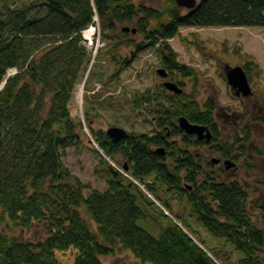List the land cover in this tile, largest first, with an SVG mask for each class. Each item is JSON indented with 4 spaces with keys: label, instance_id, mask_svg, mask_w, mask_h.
<instances>
[{
    "label": "trees",
    "instance_id": "trees-1",
    "mask_svg": "<svg viewBox=\"0 0 264 264\" xmlns=\"http://www.w3.org/2000/svg\"><path fill=\"white\" fill-rule=\"evenodd\" d=\"M17 5L16 0H0V224L5 223L0 227V264H63L57 251H75L73 264H103V257L119 249L130 251L141 264H231V255L207 248L187 219L175 212L173 201L185 205L211 236L241 255L233 264H264V229L252 219L251 207L257 206L247 189L224 180L196 153L204 147L233 152L242 142L219 140L214 101L201 106L195 92L174 94L165 88L157 98L151 92L138 94L133 101L140 107L155 105L156 133L130 132L117 143L106 132L94 131L97 116L92 112L101 108L94 101L91 111H85V122L98 147L90 151L103 167L108 189L86 196L88 186L63 163L67 149L80 154L88 141L84 123L75 121L70 111L76 87L88 71L87 82L94 75L84 31L98 25L100 41L117 67L115 76L154 49L163 69L181 87L179 78L198 76L177 61L169 40L187 27L264 28V0H199L185 13L173 0L163 9L133 0ZM127 50L129 58L123 56ZM244 69L250 76L259 67L250 61ZM181 117L208 127L214 140L208 143L186 134L179 127ZM249 137L248 132L244 144ZM116 157L128 172L107 160ZM151 196L175 217L158 214L168 222L158 237L141 226L156 207ZM23 232H39L40 239L27 241Z\"/></svg>",
    "mask_w": 264,
    "mask_h": 264
},
{
    "label": "rangeland",
    "instance_id": "rangeland-1",
    "mask_svg": "<svg viewBox=\"0 0 264 264\" xmlns=\"http://www.w3.org/2000/svg\"><path fill=\"white\" fill-rule=\"evenodd\" d=\"M16 1L19 7L36 0ZM133 1L136 4L144 3L147 6L163 9L169 0ZM197 1L199 2V0ZM186 11L183 9L184 13ZM87 30H92L90 41L84 36ZM87 30L83 33V36L86 40L85 46L88 52L93 55L95 65L91 68L94 75L87 82L88 71L82 84L76 87L70 102L73 119L75 121L81 120L84 123L88 139L86 142L87 147L80 154L75 149H67L63 156V163L70 174L82 184L88 186L84 191L86 196L94 191L105 192L108 189V178L103 171V167L99 165L98 157L90 151L92 146L98 147L86 125L85 111L89 109L91 111L92 105L95 104L94 101H97L96 104L101 106L100 109L92 112V114L96 113L95 117L97 116L93 125L96 132H106L109 128L119 127L127 133L136 132L154 135L157 130V120L154 113L155 105L147 103L146 107L143 108L140 107L139 103H134L133 98L145 92H151L157 98L156 95L163 92V83L165 82V79L157 74V70L162 69L163 66L157 51L154 49L141 53L128 68L115 76L117 67L111 60V56L107 51L108 47L100 41L98 25L95 24ZM89 42L92 43V47H90ZM169 44L177 55V61L196 71L197 80L191 78H179L178 80L183 82L184 85L180 88L186 93L192 94L195 92L197 102L201 106L209 100H215L218 108L216 112L221 119L223 111L229 109L230 111H247L249 114L257 115V112H254L250 105L233 97L223 76V70L225 65L244 67L250 61L257 63L259 69L251 73L249 79L259 99L264 98V28L187 27L180 29L179 34L169 40ZM128 52L129 50L125 51L123 56L129 58ZM168 81L177 83L172 79ZM263 116L264 110L260 117ZM225 127L228 129L231 126ZM253 128L256 146L252 151L255 153L254 155H257L258 150L262 151L261 156H259L260 159H251L243 165L244 167H240L237 171L231 169L222 176L224 180L237 181L247 189L251 203L257 206L251 207L252 219L258 227L264 229V215L261 209V207H264V129L260 126H254ZM100 153L103 154L102 151ZM196 153L205 165L210 163L212 159L219 157L217 153L211 151L210 147L200 148ZM107 160L117 170L125 172L122 169L123 164L120 157H116L115 160L109 158ZM219 169L216 167L212 171L218 174ZM149 198L156 204V207L152 208V213L149 214L145 224L141 226L150 233L152 232L153 236L158 237L161 225L165 227L168 224L165 218L158 219V214L163 211L164 214L169 215L167 216L171 220H175V217L153 196ZM172 205L175 212L182 214L187 219L185 220L191 226L193 232L197 233V236L206 243L208 249L231 255V264L241 258V255L234 251L231 245L211 236L195 218H191V214L184 209L185 205L176 201H173ZM143 210L147 213V206L143 207ZM0 227L5 228V223L0 224ZM16 235H19V233H16ZM23 236L27 241H38L40 239L39 232H23ZM194 239H197L196 236ZM201 247L203 248V246ZM56 258L63 264H73L76 252L57 251ZM102 262L103 264H141L130 251L124 249L117 250L113 256L103 257ZM219 263L223 264V262Z\"/></svg>",
    "mask_w": 264,
    "mask_h": 264
},
{
    "label": "flooded vegetation",
    "instance_id": "flooded-vegetation-1",
    "mask_svg": "<svg viewBox=\"0 0 264 264\" xmlns=\"http://www.w3.org/2000/svg\"><path fill=\"white\" fill-rule=\"evenodd\" d=\"M230 66V65H229ZM225 68V67H224ZM245 71L244 67H242ZM246 73V71H245ZM249 84L250 79L249 75L246 73ZM223 76L225 78L224 70H223ZM171 79L168 75V77L165 79V81H168ZM226 79V78H225ZM227 81V80H226ZM229 87V85H228ZM251 90H252V96L250 98H243V97H236L233 92L230 93L233 95L234 98L237 100H240V102H243L245 104H248L252 107V110L254 112H257V115L249 114L247 111H235V110H224L222 114V119L219 116V114L216 112V102L215 100H212L215 102V111L213 112L214 120L217 125V132L219 134V140L227 142H235V141H242L239 142L238 145L235 146L233 152H230L226 148H220V152H217L216 149L211 148V151H214L219 156L217 159H212L211 164L214 168L218 167L220 168V174L219 176L222 177V175L233 169L234 171H237L240 167H244L243 165L246 164L247 161L253 160H259L261 156L262 151L258 150L256 152L257 155H254L253 148L256 146L255 137H254V126H260L264 129V122H255L254 119L257 120H264V116L260 117L262 115V112L264 110V98L262 97L259 99L257 96L255 90L253 89L252 85L250 84ZM230 89V87H229ZM259 114V115H258ZM225 126H231L227 129ZM209 129V128H208ZM228 130V131H227ZM210 133L212 134V140L208 143H211L214 140V135L209 129ZM248 132L250 133L251 137H249L248 143L244 144L243 141L247 140ZM214 160L216 163H214ZM231 162L234 166L230 169H227L226 162ZM263 213V212H262Z\"/></svg>",
    "mask_w": 264,
    "mask_h": 264
},
{
    "label": "water",
    "instance_id": "water-1",
    "mask_svg": "<svg viewBox=\"0 0 264 264\" xmlns=\"http://www.w3.org/2000/svg\"><path fill=\"white\" fill-rule=\"evenodd\" d=\"M179 8L185 9L187 11L193 10L197 4V0H173ZM125 32H131L132 34L136 33V29L130 30L129 28L123 29ZM157 74L166 79L168 77V72L165 69H158ZM225 78L230 87L231 92L235 94L236 97L250 98L252 96V90L247 78V75L242 67H231L229 65H225L224 68ZM164 88L174 94H182L183 89L180 88L176 83L171 81H165L163 83ZM179 127L182 131H184L188 135H195L200 141L205 140L206 142H210L212 140V134L210 133L208 127L192 124L186 118L181 117L179 119ZM106 135L113 142H120L128 137L127 131L119 127H112L106 131ZM159 152L164 154V149H159ZM214 163L216 161L214 160ZM226 168L230 169L234 165L227 161ZM124 171L128 172L127 165H124ZM168 215V214H167ZM169 216V215H168Z\"/></svg>",
    "mask_w": 264,
    "mask_h": 264
},
{
    "label": "bare ground",
    "instance_id": "bare-ground-1",
    "mask_svg": "<svg viewBox=\"0 0 264 264\" xmlns=\"http://www.w3.org/2000/svg\"><path fill=\"white\" fill-rule=\"evenodd\" d=\"M84 36L86 37V39H87L88 41H90V40H91V36H92V30H87V31L84 33ZM89 45H90V47H92V43H91V42H89Z\"/></svg>",
    "mask_w": 264,
    "mask_h": 264
}]
</instances>
